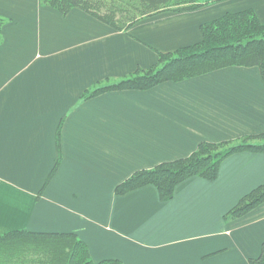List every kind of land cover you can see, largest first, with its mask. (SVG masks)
Returning a JSON list of instances; mask_svg holds the SVG:
<instances>
[{
	"label": "crops",
	"instance_id": "0c3cea01",
	"mask_svg": "<svg viewBox=\"0 0 264 264\" xmlns=\"http://www.w3.org/2000/svg\"><path fill=\"white\" fill-rule=\"evenodd\" d=\"M243 10L264 23V0H222L146 18L126 33L79 8L63 15L42 0H0V233H74L97 263L257 258L264 204L236 220L224 217L264 185V153L229 157L216 181L192 178L167 202L152 186L115 195L137 171L187 158L202 142L263 133L257 68L81 101L94 83L150 68L158 52L196 44L203 24Z\"/></svg>",
	"mask_w": 264,
	"mask_h": 264
},
{
	"label": "trees",
	"instance_id": "16d2710c",
	"mask_svg": "<svg viewBox=\"0 0 264 264\" xmlns=\"http://www.w3.org/2000/svg\"><path fill=\"white\" fill-rule=\"evenodd\" d=\"M222 0H42L61 14L79 8L116 31H129L140 21L167 12H193ZM4 20L0 18V35ZM202 38L174 52H158L157 63L138 68L119 80L97 82L86 90L82 102L110 92L150 91L168 82L180 83L228 68H257L264 82V23L253 10L227 13L200 27ZM58 131V139L60 136ZM58 155L61 150L58 141ZM264 153V132L234 141L202 142L187 158L162 163L150 170L137 171L116 187V196L148 186L160 200L174 198L179 185L201 178L217 180L222 163L240 153ZM59 162L47 183L55 174ZM46 183V184H47ZM42 193V192H41ZM40 193V194H41ZM264 204V185L244 196L224 217L225 222L242 218ZM0 264H123L110 259L95 262L88 245L74 233H42L14 230L0 233ZM248 264H264V243L257 258Z\"/></svg>",
	"mask_w": 264,
	"mask_h": 264
},
{
	"label": "rangeland",
	"instance_id": "374dc122",
	"mask_svg": "<svg viewBox=\"0 0 264 264\" xmlns=\"http://www.w3.org/2000/svg\"><path fill=\"white\" fill-rule=\"evenodd\" d=\"M105 80H107V79H104V80H101V81H98V82H102V81H105ZM97 83V82H96ZM96 83H94L90 88H92ZM90 88H88L87 90H89ZM84 94V93H83ZM82 94V95H83ZM82 97V96H81Z\"/></svg>",
	"mask_w": 264,
	"mask_h": 264
}]
</instances>
